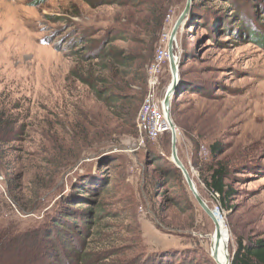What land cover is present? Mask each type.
<instances>
[{
  "label": "rangeland",
  "instance_id": "obj_1",
  "mask_svg": "<svg viewBox=\"0 0 264 264\" xmlns=\"http://www.w3.org/2000/svg\"><path fill=\"white\" fill-rule=\"evenodd\" d=\"M123 2L0 0V117H9L0 123V231L26 245L0 251V264H215L214 225L171 160V132L150 139L136 124L156 51L187 0L170 2L154 44L136 10L119 36ZM173 45L177 155L222 217L230 261L240 240L264 238V0H189ZM103 48L147 61L129 58L105 84L93 59ZM155 78L162 101L169 59ZM219 159L231 188L223 207L204 182Z\"/></svg>",
  "mask_w": 264,
  "mask_h": 264
},
{
  "label": "trees",
  "instance_id": "obj_2",
  "mask_svg": "<svg viewBox=\"0 0 264 264\" xmlns=\"http://www.w3.org/2000/svg\"><path fill=\"white\" fill-rule=\"evenodd\" d=\"M83 1H86L88 3L92 2V0H83ZM171 1L172 0H124L123 4L128 6V8H130V11L125 15L126 18L125 23L124 24L122 23L120 25L122 31L119 36L125 38L126 35L129 34V32L127 31L128 27H126L127 24H130V21L128 19L129 16L132 15V13L136 10L137 12L139 11L143 13L142 18L139 19V23L142 26V28L140 29L143 30L144 33L143 35H145L146 37L154 34V37L150 40V42L152 44L156 43L161 34V28L163 26V21L165 19L166 8L169 6ZM129 58H131V60H134L135 62H138V64L140 61L137 60L139 59H145L147 61V57L141 56V54L136 55L133 58L121 52L109 51L108 49L103 48L98 54L94 55L93 59H96L97 62L101 61L99 63L100 67L98 68V71L107 72V73H105V75L101 74L99 77L101 79L98 80L99 79L98 78L97 80L99 82L103 81L102 83L108 84L106 78L107 75L110 73L111 75L110 81L111 80L114 81L115 74L118 71V68L124 67L125 64L127 65ZM72 74L78 79L80 80L82 79L83 82H85V84L91 86L92 90H94L97 93V95L104 96L105 92L96 88V85L95 84L93 85L92 82H90L89 80L85 81L86 77H84L82 73L78 71V69L73 70ZM123 74L126 75L127 73L124 72ZM184 91L185 89H182V93ZM123 99H125V97H119L117 102L121 103L122 106L126 107V103H124ZM106 101L108 100L106 99L105 103H107ZM8 118L9 117L6 114H2L0 117V123L9 121ZM1 125L3 126L4 124ZM1 125H0V136L2 135L1 131L3 128L1 127ZM7 125H12V124H7ZM10 130H14V129L11 127ZM1 143L2 142H0V144ZM217 150L219 149L218 147H216V144L211 145L210 148L211 153H215ZM209 171L210 172L208 177L204 179L205 185L208 190L218 195L220 206L221 207L226 206L227 199L231 195V191H230L231 188L225 182V179L228 176V168L219 159L214 162L212 167H210ZM102 211L103 209L97 208L94 213H90V209H89L90 215L88 214L83 218L85 219V221L90 220L92 214H96V216H99L100 212ZM85 221H81V223L83 224ZM72 223L76 225L78 224L76 219L75 222L73 221ZM59 224H60L59 221L55 222V225H59ZM0 236L2 237L0 239V251L13 253L16 251L14 248H17L18 251L20 250V252L23 253V250L26 247V245L23 248H18L17 247L18 242L15 243V241L20 237L19 235L8 237V234L5 231H0ZM79 257L84 258V255L79 254ZM230 264H264V238H259L254 241L246 242V243L240 240L238 242L237 249L235 250V252L233 253L230 259Z\"/></svg>",
  "mask_w": 264,
  "mask_h": 264
},
{
  "label": "water",
  "instance_id": "obj_3",
  "mask_svg": "<svg viewBox=\"0 0 264 264\" xmlns=\"http://www.w3.org/2000/svg\"><path fill=\"white\" fill-rule=\"evenodd\" d=\"M188 11H189V0H187L184 9L181 11L179 16L177 17V19H176V21H175V23H174V25L170 31L169 38L167 41V49H168V55H169V58H168L169 59V67H170L172 79H171V82H170L168 88L165 91L162 102H163V106H164L165 115H166V117L169 121V125H170L171 160L174 163L175 167L182 173V176H183L190 192L192 193L193 197L197 201V203L200 205V207L205 211V213L212 220V222L214 224V234L216 236L217 242H219L222 234H221L220 228L217 224V221L215 219V210L216 209L209 208L208 205L203 201V199L200 197L199 193L195 189L194 182L191 179L187 169L185 168L183 163L180 161V159L177 155V149H176V134H177V132H176V128L172 122V119L170 118V115H169V105H170L171 97L173 95V92L177 90V82L179 79V65H180L179 61H178V57L174 53L173 43H174V40L176 37L177 30H178L180 24L182 23V21L187 16ZM228 264H230V261L228 262Z\"/></svg>",
  "mask_w": 264,
  "mask_h": 264
},
{
  "label": "built area",
  "instance_id": "obj_4",
  "mask_svg": "<svg viewBox=\"0 0 264 264\" xmlns=\"http://www.w3.org/2000/svg\"><path fill=\"white\" fill-rule=\"evenodd\" d=\"M168 58L169 55L166 44L156 51L154 62L149 69L151 76L147 80L149 92L144 97L136 118L138 130L150 139H156L161 134L170 131V125L165 115L163 102L155 99L152 91L156 83L155 77L159 69V64Z\"/></svg>",
  "mask_w": 264,
  "mask_h": 264
},
{
  "label": "bare ground",
  "instance_id": "obj_5",
  "mask_svg": "<svg viewBox=\"0 0 264 264\" xmlns=\"http://www.w3.org/2000/svg\"><path fill=\"white\" fill-rule=\"evenodd\" d=\"M215 219L217 221V224L220 228L222 235L219 242H217L214 232L212 233L210 237L208 252L215 264H228L229 255L227 253L226 230L223 226L224 223L222 221V217L219 215V213L216 210H215Z\"/></svg>",
  "mask_w": 264,
  "mask_h": 264
}]
</instances>
